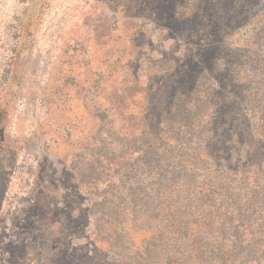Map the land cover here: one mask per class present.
Listing matches in <instances>:
<instances>
[{
	"label": "rangeland",
	"instance_id": "374dc122",
	"mask_svg": "<svg viewBox=\"0 0 264 264\" xmlns=\"http://www.w3.org/2000/svg\"><path fill=\"white\" fill-rule=\"evenodd\" d=\"M0 264H264V0H0Z\"/></svg>",
	"mask_w": 264,
	"mask_h": 264
}]
</instances>
